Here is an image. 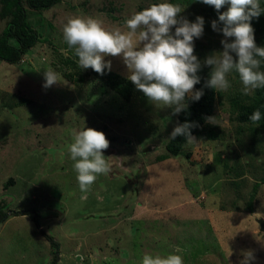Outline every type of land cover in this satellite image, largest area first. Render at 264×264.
<instances>
[{"label": "rangeland", "instance_id": "rangeland-1", "mask_svg": "<svg viewBox=\"0 0 264 264\" xmlns=\"http://www.w3.org/2000/svg\"><path fill=\"white\" fill-rule=\"evenodd\" d=\"M156 2L61 0L28 11L42 38L21 63L0 60V203L9 217L16 214L0 223V264H52L55 249L45 233L60 244V264H141L145 253L169 252L184 264H241L249 251L251 264H264V126L240 118V106L262 88L245 95L238 73H231V87L217 90L210 123L182 153L169 156L179 114L156 107L135 85L125 100L103 75L82 69L63 38L71 17L91 16L110 30L127 31V19ZM171 2L185 8L180 15L190 21L205 18L194 54L203 60L223 51L208 5ZM1 7L0 37L10 20ZM262 38L255 31L258 46ZM10 43L18 45L13 38ZM105 59L111 70L129 75L122 55ZM49 69L59 82L44 88ZM71 72L76 82L65 77ZM84 127L105 134L112 169L87 191L69 154L74 130ZM29 222L34 236L25 239L20 230L30 229Z\"/></svg>", "mask_w": 264, "mask_h": 264}, {"label": "clouds", "instance_id": "clouds-1", "mask_svg": "<svg viewBox=\"0 0 264 264\" xmlns=\"http://www.w3.org/2000/svg\"><path fill=\"white\" fill-rule=\"evenodd\" d=\"M213 6L218 19L211 22L213 31L222 33L223 51H214L203 60L195 51V40L204 34L205 18L196 16L195 21L180 14L185 9L171 0H158L144 10L131 15L126 21L127 31L108 29L102 20L95 17L74 16L63 26V38L74 48L82 69L91 68L104 75L111 71V61L106 56L122 55L129 79L137 90L158 108L168 107L173 115L186 111L189 100L198 102L204 96V89L226 91L231 87L228 79L238 73L245 95L264 88V46L255 40L253 19L264 14L261 0H198ZM228 6L226 11L220 10ZM174 29V31H173ZM234 54V55H233ZM210 68L203 87L200 73ZM44 88L59 82V74L52 69L44 73ZM264 118L257 108L248 119L259 126ZM212 117L207 120L210 123ZM198 125L185 121L177 124L169 140L184 137L195 142L192 129ZM109 140L101 131L86 128L74 130L73 142L69 145L70 159L77 173L81 191H87L98 175L111 172V165L104 155ZM251 251L244 253L241 264H251ZM141 264H184L183 257L176 252L166 255L145 253Z\"/></svg>", "mask_w": 264, "mask_h": 264}, {"label": "trees", "instance_id": "trees-1", "mask_svg": "<svg viewBox=\"0 0 264 264\" xmlns=\"http://www.w3.org/2000/svg\"><path fill=\"white\" fill-rule=\"evenodd\" d=\"M61 0H0L1 16L3 18H10L9 23L2 36L0 37V60L6 61L10 64H19L22 62L24 55L31 51L36 44L42 38L40 33L33 28L29 21L28 11H44L47 10ZM262 7H264V0L262 1ZM209 12L211 14L212 20L218 19V13L213 6H209ZM254 30L261 33L264 37V14H262L258 19H253L252 21ZM13 38L18 42V45H13L10 43V39ZM263 43H264V38ZM264 46V44H263ZM68 63H74L75 68H78L77 64L72 59H66ZM264 68V62L261 64ZM210 68L205 67L200 73L202 80L201 84L195 86L196 89L203 87L204 80L208 77ZM65 77L74 82L77 81L76 73H66ZM104 83L109 86L112 90L117 92L125 100H130L132 97V91L134 84L127 79V77L122 76L120 73L113 70L105 71L103 75ZM204 96L198 101L193 102L189 100V107L186 111H182L178 116V123L182 124L185 121L195 122L198 126L194 127L192 135H197L203 127H205L209 122L208 117H213L216 108V101L218 97V91L205 88ZM241 113L240 118L243 121H249L248 117L257 109L260 108L262 113H264V88L259 93L258 96L254 98L248 104H243L240 106ZM262 126H264V118L259 121ZM189 141L184 137H177L176 140H172L167 143L166 148L169 156H178L182 153L184 147ZM9 182V181H8ZM10 182H14L13 179ZM6 206L0 203V223H4L9 216V211L5 208ZM44 236L50 241L55 249V259L52 264H57L59 260L60 244L53 238V236L45 233Z\"/></svg>", "mask_w": 264, "mask_h": 264}, {"label": "crops", "instance_id": "crops-1", "mask_svg": "<svg viewBox=\"0 0 264 264\" xmlns=\"http://www.w3.org/2000/svg\"><path fill=\"white\" fill-rule=\"evenodd\" d=\"M24 214H26V212H25ZM12 215H13V216H11V217L8 216V219H9V218H12V217H16V216H15V215H16L15 213H13ZM8 219H7V220H8ZM7 220H6V221H7ZM28 227H30V229L24 227V229L20 230V231L23 232V233H22V235H23L22 237L25 238V239H31V238L34 236L33 233H32V228H31V223H30V222H29ZM79 258L81 259V257H79ZM60 262H61V261H60ZM60 262H59V260H58V264H60Z\"/></svg>", "mask_w": 264, "mask_h": 264}, {"label": "water", "instance_id": "water-1", "mask_svg": "<svg viewBox=\"0 0 264 264\" xmlns=\"http://www.w3.org/2000/svg\"><path fill=\"white\" fill-rule=\"evenodd\" d=\"M262 228L264 229V222L262 223Z\"/></svg>", "mask_w": 264, "mask_h": 264}]
</instances>
